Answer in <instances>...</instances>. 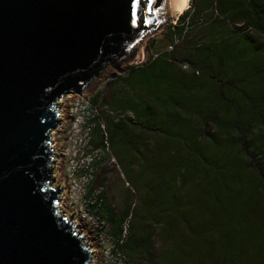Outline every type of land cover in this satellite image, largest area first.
Segmentation results:
<instances>
[{
	"label": "rangeland",
	"instance_id": "374dc122",
	"mask_svg": "<svg viewBox=\"0 0 264 264\" xmlns=\"http://www.w3.org/2000/svg\"><path fill=\"white\" fill-rule=\"evenodd\" d=\"M228 2L237 4L235 0H229ZM189 7L190 0H188V6L185 10ZM207 8L204 12L209 22L216 18L217 14L214 11L218 12V10L213 1L210 2ZM181 14L178 15L174 24L168 22L142 40L139 45L140 61L135 63L126 62L119 66L123 71L121 74L111 71L101 79L92 82L81 94L84 100L81 97L72 95L61 102L59 119L66 121L51 132L52 148L57 158L55 160L57 166H53L56 178L52 186L62 185L65 188L62 199L58 204L59 213H63L65 216L75 213L72 221L77 220L76 225L80 227L78 233L88 236L90 246L93 248L91 254L95 257L93 264H103L105 251L108 246L113 244L108 223L97 210L90 208L94 203L95 196L100 193L103 194L105 203L110 206L114 214L117 215L125 207H128L131 217L125 221L126 228H128L127 235L134 228H139L143 233L145 231L154 232L151 254L128 253V264H171V255L174 254L173 252L177 248L183 252V256H187L186 251H188L190 243L183 241L186 238V230H191L194 234L193 229L197 231L199 228L198 230H200L203 226L200 222L201 215L207 218L206 221L209 222L206 226L213 231V235L207 234L205 236L209 238L211 235L214 240L217 237L220 239L227 238L228 245V250H223L222 253L219 244L214 241L210 249L204 252L202 249L205 245L202 244L201 246L195 239H191V244L194 245L191 250L194 254L198 253L200 255L199 258L203 264H209V259L222 264H264V219L251 217L247 222L242 221L244 219L243 214L248 208H252L254 211L257 208L258 210L254 212L257 217L261 212L259 209H264V185H259L255 189L257 185L256 178H252V175L247 176L246 188L241 193L240 199L232 197V202H226L224 205L226 208L221 211L222 215H219L217 209L212 207L213 199L210 196L214 195L221 199L226 190L234 191L236 189L225 183L229 185L228 188L222 187L225 186V184H222V186L217 185L212 190L213 187L208 183L210 176L207 175H211V173H208L201 165V159L206 155L205 160L210 162L222 157V159L229 160L230 164L237 170L244 168L246 166L245 160H239L233 151L237 147L234 135L229 133L223 139L216 136L219 140L222 139L224 143L217 148L214 146L213 150L210 146L202 145L200 147L199 145L201 148H199V156L186 157V154L183 153L175 155V149L173 150L171 144L164 140L162 133L159 136L156 135L146 127L141 126L142 122L140 120L136 121L132 113L128 111L120 112L116 109V98H120L124 102L131 96V94L124 93V86L121 83L122 78L129 73V69L132 66H144L155 57L154 55L167 53L170 46L172 47L173 59L176 60L170 71L174 73L176 78L181 80L182 78L186 80L190 78L192 81L200 82L195 77L197 75L193 77L190 73V70H192L191 65L185 62V58H190L191 62L194 61V58L198 60V50H205V55L210 56L217 44L240 46L243 42L241 37L246 34L258 35L255 40L264 43V35L258 34L256 30L251 31L248 29L245 32H240L243 35L239 37L240 35L237 32L234 33V30L238 27L228 25L230 20L226 17L217 20V27L212 28L214 24H201L198 19L200 17L192 19L193 15L191 13L185 32L181 30L179 36L169 37L167 34L170 24L179 26L180 21H178V18ZM182 33L184 34L182 35ZM151 41L154 42H152L154 47L148 49L147 46ZM244 47L247 46L244 45ZM207 59L202 60V62H207ZM260 59L264 60L262 48L259 53H255L250 58V62L253 60L259 62ZM208 62L210 69L217 67L211 60L208 59ZM214 71L217 72L215 73L217 75L219 67ZM244 76L246 77V74ZM242 84L247 85L245 82H242ZM248 85L249 89L252 92L254 91L260 98V101H264L263 84L258 82ZM255 88H259V90H254ZM133 91L137 96L141 94V90L135 89ZM192 92L194 93L193 90ZM97 93H100V96L95 110L90 106L91 103L90 105L86 104V100L93 102L92 98ZM75 104H79V106L74 107ZM242 108L246 109V106L243 105ZM255 108L258 109L257 105H255ZM178 113L183 116L180 117L179 115L177 117L178 125L185 124L189 128L198 125V116L185 117L182 114L183 112ZM78 119L86 121L85 126L90 128V133L89 138L79 147L77 156L74 159L71 156L73 160H70V157L66 156L67 150L71 148L68 138H70L73 130L71 128L73 120ZM97 125L101 130L100 133L96 132ZM172 125L173 123H171ZM107 128L111 130V133H114L115 138L109 135ZM232 128L233 125L230 129ZM207 129L209 132L212 130L215 132V124L209 123ZM202 135L200 134L195 138V141L199 144L204 142ZM99 141H101L102 147L97 144ZM239 143L241 142L239 141ZM243 143H245L249 152L253 151L251 148L257 150L253 151L252 160L254 163L261 160L262 151L264 152V126L260 124L250 128ZM162 146H166L165 150L172 151V153L166 151L165 156H162V154L156 155L162 150L160 149ZM223 146L226 147V155H221L223 152L221 147ZM156 148H159V151ZM80 152L81 155L78 157ZM208 152L210 153L209 158H207ZM261 162L263 163V161ZM183 167L184 170H181ZM235 173L239 172L236 171ZM176 177H179V180L175 182L173 180ZM223 179L225 180L226 176H223ZM172 183L173 188L167 190L168 185ZM159 184H162L159 189L162 193L160 203L165 202L161 205L158 202L155 203L152 197V194H157L158 191L155 189ZM90 187L92 195L88 197ZM171 198L173 201L177 199L189 201L190 204L185 208L176 205L170 206L169 201H172ZM219 208H223L222 205ZM179 210L187 211L186 213L189 215L185 216L186 222L189 221L192 224L183 226L179 223L175 217V211L178 212ZM199 222L200 224H198ZM123 230H125L124 237H126V229ZM166 230L171 234L170 237H166ZM197 238L198 240H204V236ZM205 255H209V259ZM189 259L185 260V263Z\"/></svg>",
	"mask_w": 264,
	"mask_h": 264
},
{
	"label": "water",
	"instance_id": "95a60500",
	"mask_svg": "<svg viewBox=\"0 0 264 264\" xmlns=\"http://www.w3.org/2000/svg\"><path fill=\"white\" fill-rule=\"evenodd\" d=\"M180 13V0H0V264L95 262L52 186L61 102L140 61L142 40Z\"/></svg>",
	"mask_w": 264,
	"mask_h": 264
},
{
	"label": "trees",
	"instance_id": "16d2710c",
	"mask_svg": "<svg viewBox=\"0 0 264 264\" xmlns=\"http://www.w3.org/2000/svg\"><path fill=\"white\" fill-rule=\"evenodd\" d=\"M211 1L215 3L218 12L214 11V13L217 14H215L216 18L208 22L204 11L208 9L207 7H209ZM228 1L229 0H190V7L183 11L178 18L180 25L170 24L167 35H169V37H176V35L179 36L181 30L185 32L190 13L193 15L192 19L200 17L198 19L201 24H214L212 28L217 27L216 21L220 20L222 17H226L231 21L228 22V25L242 24L241 27L234 30V33L237 32L240 35L239 37L243 35L240 34V32H245L248 28H251V31L256 30L260 35H264V0H235L237 4H230ZM183 34L184 33H182V35ZM257 37L258 35H243L241 37L243 38V42L240 46L235 44L232 46L218 44V46L214 47L215 50L210 53L211 57L207 56L208 54L205 55V50H198V60L194 58V61H192L193 63L190 58H185V62L191 65L192 70H190V73L193 77L197 75L195 77L199 79L200 82L192 81L190 78H187V80L176 78L174 73L170 71V68L174 67L176 61L173 59L171 50L167 53L164 52L154 55L155 57L149 60L144 66H132L127 76L122 78V81L120 80L124 86V93L128 95L131 94L130 98L124 102L122 99L116 98V109L120 112L128 111L132 113L136 121L140 120V122H142L141 126L146 127V129L154 132L156 135L159 136V134L162 133L164 140L171 144L173 150L175 149L174 151L177 153H175V155L183 153L186 154V157L199 156V148L202 147V145L210 146V148H212L211 150H213V148H217L220 144L222 145L224 143L222 139L226 138L229 133L234 135L237 147L233 151L239 160H245L246 166L244 168L237 170L230 164L229 160L222 159V157L211 161L212 163L205 160L206 155L201 159L202 168H205L208 173H211V175H207L210 176V181L208 183L213 187L212 190H214L217 185L222 186V184L225 183L236 189L234 191L226 190L221 199H218L214 195L210 196L213 199L212 207L217 209L219 215H222L221 211L226 208L224 206L225 203L229 201L232 202V197L240 199L242 196L241 193H243L246 188L247 176L252 175V178H256L257 185L255 189H257L259 185H264V152L262 151L263 155L260 158L261 160L254 163L252 160L253 151L257 150L251 148L253 151L249 152L247 146L243 143L250 128L259 126L260 124L264 126V101L261 102L260 98L254 91L252 92L249 89L250 87L248 85L259 82L264 86V60L260 59L259 62H255V60L250 62V58L253 57L255 53H259L261 48L264 55V43L255 40ZM152 42L153 41L147 46L148 49L154 47L152 46ZM244 45L247 47L245 48ZM207 58L217 67L210 69ZM205 59H207V62H202V60ZM218 67L219 72L216 75L215 73L217 72L214 70ZM245 74L246 77L244 76ZM242 82H245L247 85L244 86ZM135 89L141 90V94L137 96L135 91H133ZM192 90H195L194 94L190 93ZM254 90H259V88H255ZM99 96L100 93L93 96L92 101L94 104L99 100ZM240 101L246 104V109H244L245 107H240ZM255 105H257L258 109L255 108ZM178 112H183L182 114L185 117L198 116V125L192 128L185 126V124L178 125L177 122L179 121L177 117L179 115L183 117ZM171 123H173L172 126ZM209 123L215 124V132H213V130L211 132L208 131L207 125ZM232 125L233 128L230 129ZM95 129L96 132H101L98 125ZM107 132L112 138L116 137L114 133H111L109 128H107ZM200 134H203L204 142L202 144L195 141V138ZM216 136L219 138L222 137V139L219 140ZM239 141L241 143L238 144ZM97 144L102 147L101 141L97 142ZM165 148L167 147L162 146V148H160L162 150L156 153V155L162 154V156H165L166 151H168L165 150ZM156 149L159 151V148ZM221 150L223 151H221V155L227 154L226 147H221ZM168 152L172 153V151ZM209 154L208 152L207 158H209ZM181 158H183V156H181ZM261 161H263V163ZM181 170H184V167L181 168ZM236 171L239 173H235ZM240 171L243 174H240ZM223 176H226L225 180ZM205 178H207V176H205ZM177 180H179V177H176L173 181L176 182ZM227 184L222 187L228 188L229 185ZM161 185L162 184L156 186L155 190L158 191L157 194H152L155 203H160V198H162V193L159 190ZM172 188L173 183L168 185L167 190ZM91 195L92 189L90 187L88 197ZM164 203L161 202L160 205ZM188 204H190L189 201L181 199L175 201L172 199L171 202L169 201L170 206L176 205L185 208ZM221 205L223 208L220 209L219 207ZM90 208L92 210H97L108 223L112 243L116 248L124 250L128 261V253L151 254L154 232L145 231L143 233L139 228H134V230L132 229L133 231L130 233L128 232L127 235L128 228H126L127 225L125 221L127 218L131 217L128 207H125L116 215L110 209V206L105 203L104 196L100 193L95 196L94 203ZM256 210L258 209L256 208ZM256 210L254 211L252 208H248L243 214L244 219L242 221L247 222L251 217L264 219V209H259L261 212L258 214V217L257 214H254ZM186 212L187 211L182 210L178 212L175 211V217L183 226L192 224L189 221L186 222L185 216L187 217V215H189ZM201 217L202 219L200 222L203 226H201L202 228L200 230H198L199 228L197 231L193 229L195 234L192 233L191 230H186V238L183 241L190 243L188 251H186L188 257L183 256V252L179 251V248H177V250L173 252L174 254L171 255V264H184L185 260L189 258L190 259L185 264H203V262L200 261V255L198 253L194 254L191 250L192 246H194L191 244V239H195L201 246L204 244L205 246L202 249L204 252L210 249L214 241L216 244H219L222 253L223 250H228L227 238L220 239L217 237L216 240L212 239L211 235H213V231L206 226L209 221H206L207 218L202 215ZM203 219H205V221H203ZM200 222L198 224H200ZM124 226L126 229V237H123ZM207 234H211L209 238L205 236ZM170 235L168 230H166V237H170ZM200 236H204V240H198L197 237ZM205 256L208 258L209 255ZM209 264L222 263L209 259Z\"/></svg>",
	"mask_w": 264,
	"mask_h": 264
},
{
	"label": "built area",
	"instance_id": "2783aa9c",
	"mask_svg": "<svg viewBox=\"0 0 264 264\" xmlns=\"http://www.w3.org/2000/svg\"><path fill=\"white\" fill-rule=\"evenodd\" d=\"M241 25L242 24H236L235 26L239 28L241 27ZM248 29L251 30V28H248ZM171 48L172 47L170 46V50ZM65 99L66 97L63 100ZM98 102L99 101H97V103L94 104L91 101L86 100V104L90 105L91 103L90 106L95 110L97 108ZM77 106H79V104L74 105V107H77ZM85 123L86 121L84 122L83 120L78 119V120H73L71 124V128H73V130L70 134V138H68V140L71 143V148H69L66 152V156H69L70 160H73L77 156L79 147L83 145L84 141L89 138L90 128L85 126L86 125ZM80 155H81V152L78 155V157ZM71 156L73 159H71ZM124 229H125V226H124ZM124 234H125V230H123V237H124ZM103 264H128V260H127L124 250L120 248H116L114 244H111L110 246H108V248L105 251V260Z\"/></svg>",
	"mask_w": 264,
	"mask_h": 264
},
{
	"label": "bare ground",
	"instance_id": "6f19581e",
	"mask_svg": "<svg viewBox=\"0 0 264 264\" xmlns=\"http://www.w3.org/2000/svg\"><path fill=\"white\" fill-rule=\"evenodd\" d=\"M180 1H181V13H182L188 6V0H180Z\"/></svg>",
	"mask_w": 264,
	"mask_h": 264
},
{
	"label": "crops",
	"instance_id": "0c3cea01",
	"mask_svg": "<svg viewBox=\"0 0 264 264\" xmlns=\"http://www.w3.org/2000/svg\"><path fill=\"white\" fill-rule=\"evenodd\" d=\"M223 44H225V43H223ZM220 45H222V44H220ZM217 46H218V44H217ZM195 91V90H194ZM190 93H192V94H194L193 92H190ZM192 97H194V96H192ZM194 102V101H193ZM243 101H240L239 102V105H240V107L242 108L243 107V105H245L246 106V104L245 103H243Z\"/></svg>",
	"mask_w": 264,
	"mask_h": 264
}]
</instances>
